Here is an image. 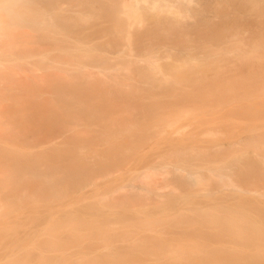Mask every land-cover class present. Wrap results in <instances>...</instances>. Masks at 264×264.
I'll list each match as a JSON object with an SVG mask.
<instances>
[{
	"label": "bare ground",
	"instance_id": "obj_1",
	"mask_svg": "<svg viewBox=\"0 0 264 264\" xmlns=\"http://www.w3.org/2000/svg\"><path fill=\"white\" fill-rule=\"evenodd\" d=\"M262 1L0 0V264H264Z\"/></svg>",
	"mask_w": 264,
	"mask_h": 264
},
{
	"label": "rangeland",
	"instance_id": "obj_2",
	"mask_svg": "<svg viewBox=\"0 0 264 264\" xmlns=\"http://www.w3.org/2000/svg\"><path fill=\"white\" fill-rule=\"evenodd\" d=\"M262 2H264V1H262ZM262 4H264V3H262ZM257 15H259V17L261 18V14L258 13ZM262 16H264V15H262ZM214 20H216L215 21L216 24L217 23L220 24V22H221V19H217L216 18ZM247 35H249V37H251L249 32H247ZM250 39H252L255 42H252V40H248L246 42L249 43V44L261 45L260 46L261 49L258 52H255L258 57L257 58L250 59L249 60V63H253L254 65L255 64L258 65V67L256 65H255L256 67L254 66L256 70H258V71L259 70L260 71H264V37L256 36L255 38H250ZM238 44H244V43H238ZM235 60H237V59L235 58ZM254 67H252V68H250V67H247V68L244 67V70L245 71L246 70H253ZM242 69H243V67H242ZM238 70H241V69L238 68ZM244 70H242V71H244ZM241 115L242 114L239 113V115L236 116V117L239 116V118L241 119V121H239V119L237 120L236 118H232V119L226 121L227 120L226 117H223V122L222 123H219L218 125H216V128L219 131H220V129L222 127H224L226 129V130H224V133H225V131L226 132L227 131H230L229 134L227 132V133H225L226 135L223 136L220 132L219 133L217 132V129H213L214 133H217V134L213 135L212 137H209L208 135L207 136L209 138H211V139H216V142H220V141L221 142H226V141H228V139L231 136H234V135H237L238 133H240L242 131L243 126H246L248 123L252 122V120H253V119H247V120L246 119H243L244 117H240ZM257 123H259V125H262V124H264V121L263 122H257ZM260 123H262V124H260ZM263 126L264 125H262V127ZM242 134L243 135H246V133H242ZM207 136L205 138H207ZM163 184H166V183H163ZM163 190L164 191L165 190L168 191L169 189L166 188V189H163Z\"/></svg>",
	"mask_w": 264,
	"mask_h": 264
}]
</instances>
